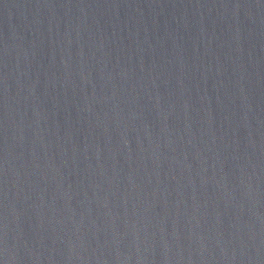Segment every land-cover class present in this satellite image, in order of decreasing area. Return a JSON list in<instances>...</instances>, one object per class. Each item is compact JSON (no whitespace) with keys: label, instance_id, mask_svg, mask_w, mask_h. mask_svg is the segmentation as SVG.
I'll list each match as a JSON object with an SVG mask.
<instances>
[{"label":"water","instance_id":"obj_1","mask_svg":"<svg viewBox=\"0 0 264 264\" xmlns=\"http://www.w3.org/2000/svg\"><path fill=\"white\" fill-rule=\"evenodd\" d=\"M0 264H264V0H0Z\"/></svg>","mask_w":264,"mask_h":264}]
</instances>
